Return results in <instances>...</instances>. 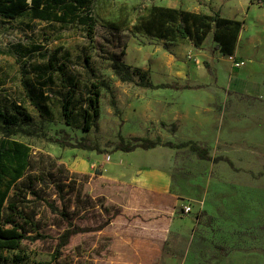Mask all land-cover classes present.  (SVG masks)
<instances>
[{
  "label": "rangeland",
  "instance_id": "obj_1",
  "mask_svg": "<svg viewBox=\"0 0 264 264\" xmlns=\"http://www.w3.org/2000/svg\"><path fill=\"white\" fill-rule=\"evenodd\" d=\"M173 1L183 10L219 13L240 21L242 30L246 21L245 37L260 41L256 57L264 65V3L260 0H98V23L92 37L80 26L29 17H0V108L10 107L13 96L21 99L28 90L22 102L42 133L39 138L15 135L11 139L29 146L39 159H57L70 173H77L74 168L84 150L52 144L49 137L66 133L74 143L82 139L89 146L109 152L119 143L118 120L127 116V102L121 97L173 99L174 104L179 99L198 101L197 81L190 70L182 69L198 63V56L192 52L184 56L174 53L182 43L134 34V27L149 7ZM213 35L212 31L204 43L211 53L216 51ZM132 46L149 50L153 59L170 63L173 77L165 84L178 88L151 90L120 82L110 58L128 63L127 53ZM220 58L228 57L218 55L217 61ZM51 59L54 67L50 66ZM217 64L214 59L210 63L213 75ZM102 81L109 84L110 90L102 89L100 116L85 132L88 96L92 84ZM152 81L155 83V78ZM218 87L214 97L203 96L204 101L213 102L204 121H176L175 132L173 123L166 127L162 122L148 123L140 135L165 143L195 140L209 146L212 156L227 157L233 165L199 160L187 149H175L169 192L173 198L156 197L149 202L142 198L141 205L133 210L122 209L101 233L74 237L61 264H264V99ZM69 93L75 95L72 127L62 115L63 96ZM29 94L45 111L40 112L32 104ZM117 98L119 116L113 106ZM195 125L200 126L198 131ZM126 129L122 130L123 136ZM107 218L95 211L77 223L80 227L98 226ZM51 244L27 243L23 252L29 254L31 264H47L52 259Z\"/></svg>",
  "mask_w": 264,
  "mask_h": 264
},
{
  "label": "trees",
  "instance_id": "obj_2",
  "mask_svg": "<svg viewBox=\"0 0 264 264\" xmlns=\"http://www.w3.org/2000/svg\"><path fill=\"white\" fill-rule=\"evenodd\" d=\"M97 2L98 0H0V17L6 20L29 17L42 22L80 26L92 37L98 23L95 10ZM260 2L264 3V0ZM212 31L219 52L233 56L242 32V22L221 17L219 13L201 14L151 6L134 27V34L190 44L198 49L203 47ZM110 60L114 74L122 83H135L138 87L151 90L178 88L177 85H155L149 71L133 67L117 57H111ZM54 63L51 59L50 66L54 67ZM102 89L110 90L109 84L105 81L92 84L88 106L84 112L85 132L94 126L100 116ZM44 92L41 91L42 94ZM28 97L40 112L45 111L30 94ZM74 97V93L63 96L62 115L69 127L73 126ZM10 105L0 108V134L3 136L0 140V264H31L29 254L23 250L27 243L37 242L52 243V259L47 264H54L56 261L60 263L74 237L101 233L124 207L136 206L142 196L132 187L101 178V173H70L57 159L45 156L39 159L33 155L29 146L11 138L15 135L42 137L40 128L23 106L15 101ZM113 106L119 115L115 101ZM162 125L167 126L165 123ZM171 128L175 132L178 125L174 123ZM49 141L70 149L95 150L98 154L106 152L87 145L82 139L74 143L66 133L57 138L49 137ZM157 146L187 149L199 160L214 164L227 161L230 166L233 165L227 157L212 156L209 146L195 140L180 144L140 137L127 140L119 133V143L112 151L131 153L139 148L148 151ZM46 159L47 163L44 164ZM95 211L108 218L98 226L80 227L77 220L85 219ZM54 229L58 230L57 234L51 233Z\"/></svg>",
  "mask_w": 264,
  "mask_h": 264
},
{
  "label": "crops",
  "instance_id": "obj_3",
  "mask_svg": "<svg viewBox=\"0 0 264 264\" xmlns=\"http://www.w3.org/2000/svg\"><path fill=\"white\" fill-rule=\"evenodd\" d=\"M177 4L178 2L173 1L164 7L180 9L177 7ZM262 22L264 23L263 20ZM243 27L244 29L239 36L237 49L233 56L220 53L214 39L213 44L216 51L212 53L209 52V47H206V45H203L201 49L194 46L190 48L184 45L177 46L173 50L174 53L184 56L187 52H192L198 56L199 60H202H198V63H189L182 67L183 72L184 70L186 72L190 70L192 76L195 77L200 91V99L198 101L179 99L174 104L173 99L132 96H126L123 99L121 97V100L127 102V116L118 120V127L121 128L119 133L123 134L122 130L127 128V134H124V136L142 138L140 132L148 126V123L158 125L162 122L167 125L169 123L174 124L176 121H193L195 124L202 122L207 115V108L210 102H212L204 101L203 96L211 95L214 97L216 86H219L218 88L220 89L223 87L229 90V92L245 94L247 97H261L264 99V65L258 63L256 57V50H260V41L245 37L246 21ZM203 48L208 49V51L202 50ZM150 54L151 51L149 52V50L132 46L127 53V64L149 71L152 79L155 78V85H165L169 81V78H171L170 76L173 77L174 68L168 62H161L158 58L153 59ZM218 55L228 58H220V61H217ZM230 58H233L234 62ZM213 59L218 62L213 70L214 75L209 71V67L207 68V63L209 65L210 63L213 64ZM237 63H242V66L237 67ZM256 68L257 70H255ZM25 94L26 92L21 99L13 96V100L19 106H23L29 113L30 111L22 102L25 100ZM5 97L9 98V96ZM118 100L119 98H117V102L115 101V103L120 112ZM195 127L196 131L200 128L199 125H195ZM113 152L111 150L104 154H98L95 150L83 151L74 169L77 173L81 174L95 175L96 172L101 173V178L134 188L148 202L156 197H161V199L172 197L169 192L172 187L175 149L157 146L148 151L139 148L131 153L122 151ZM142 198L136 206L130 208L124 207L123 209H136L144 202Z\"/></svg>",
  "mask_w": 264,
  "mask_h": 264
},
{
  "label": "built area",
  "instance_id": "obj_4",
  "mask_svg": "<svg viewBox=\"0 0 264 264\" xmlns=\"http://www.w3.org/2000/svg\"><path fill=\"white\" fill-rule=\"evenodd\" d=\"M236 66H237V67H241V66H242V63H237ZM186 211H187V212H190V211H191V208H190V207H187V208H186Z\"/></svg>",
  "mask_w": 264,
  "mask_h": 264
}]
</instances>
